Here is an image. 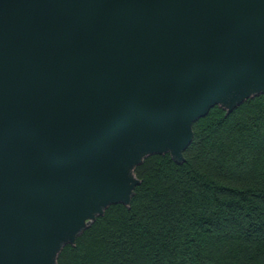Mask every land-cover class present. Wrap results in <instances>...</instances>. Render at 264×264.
<instances>
[{
    "label": "water",
    "instance_id": "1",
    "mask_svg": "<svg viewBox=\"0 0 264 264\" xmlns=\"http://www.w3.org/2000/svg\"><path fill=\"white\" fill-rule=\"evenodd\" d=\"M264 96V0H0V264H57L148 156Z\"/></svg>",
    "mask_w": 264,
    "mask_h": 264
},
{
    "label": "trees",
    "instance_id": "2",
    "mask_svg": "<svg viewBox=\"0 0 264 264\" xmlns=\"http://www.w3.org/2000/svg\"><path fill=\"white\" fill-rule=\"evenodd\" d=\"M183 157L148 156L130 205L109 206L57 264H264V96L210 109Z\"/></svg>",
    "mask_w": 264,
    "mask_h": 264
}]
</instances>
